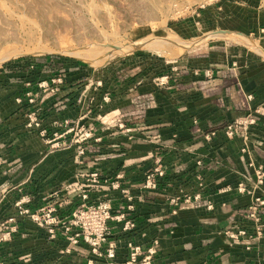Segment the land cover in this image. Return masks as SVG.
Segmentation results:
<instances>
[{"label":"crops","instance_id":"obj_1","mask_svg":"<svg viewBox=\"0 0 264 264\" xmlns=\"http://www.w3.org/2000/svg\"><path fill=\"white\" fill-rule=\"evenodd\" d=\"M248 1L238 0L233 6L222 1L215 15L209 8L211 16L206 19L218 18L227 33L263 37L257 41L264 46V35L259 33L264 27V0H250L255 1L252 6ZM254 45L257 49L249 51L228 45L217 48L211 41L195 44L183 58L189 70H179L166 82L136 81L110 104L124 117L126 130L112 129L115 137L97 143L88 160L111 179L123 171L122 185H129L137 196L135 216L143 236L135 238L144 243L157 237L160 242L153 264H264V225L260 238H240L234 243L226 236L229 229L251 228L253 222L247 216L250 197L225 187L253 173L250 157L264 164V49ZM205 68L213 71L211 78L194 74L195 69ZM9 71L2 72L0 79L19 77L16 68ZM15 92V88L0 89V236L2 223L15 214L16 201L31 195L35 209L74 179V173L68 172L75 166L74 159L50 153L36 129L23 127L21 116L17 118L22 105L15 100ZM253 111L259 113L246 144L249 152L241 153L242 140L225 138L221 130ZM211 131L217 133L208 140L206 133ZM158 164L166 167L158 190L142 191L140 183ZM198 174L204 183L201 197L189 203L181 197L178 206L170 204L169 199L181 191L187 195L197 189ZM118 193L112 192L119 198ZM100 196L93 192L91 198ZM113 204L118 207L119 200ZM260 211L264 214V207ZM16 219L18 231L0 243V259L13 262L16 256L31 253L30 264L47 261L54 249L34 250L48 245V238L29 217L17 215ZM114 225L116 235H121L120 226Z\"/></svg>","mask_w":264,"mask_h":264},{"label":"rangeland","instance_id":"obj_2","mask_svg":"<svg viewBox=\"0 0 264 264\" xmlns=\"http://www.w3.org/2000/svg\"><path fill=\"white\" fill-rule=\"evenodd\" d=\"M222 1L231 6L238 2L0 0V75L16 68L19 76L1 78L0 89H16L15 100L22 105L17 118L21 116L23 127L36 129L50 153L71 156L75 166L68 172L81 179V172L95 171L88 159L96 144L115 137L112 129L116 126L126 130L124 117L110 104L136 81L161 78L160 72L170 79L179 70H189L183 58L198 43L211 41L217 48L228 45L249 51L257 49L256 43L264 49L257 41L263 37L227 33L218 18L206 19L211 16L209 8L215 15ZM113 49L127 52L113 54ZM48 56L58 58L48 60ZM29 92L35 102H30ZM9 93L10 98L13 94ZM62 94L67 99L59 103ZM33 112L37 120L30 126ZM84 136H88L84 141L88 157L78 163L77 141Z\"/></svg>","mask_w":264,"mask_h":264},{"label":"built area","instance_id":"obj_3","mask_svg":"<svg viewBox=\"0 0 264 264\" xmlns=\"http://www.w3.org/2000/svg\"><path fill=\"white\" fill-rule=\"evenodd\" d=\"M259 33L264 34V27L259 29ZM252 35L253 33L249 37ZM194 74L211 78L213 71L210 68L195 69ZM156 79L159 82H166L168 76L162 75L161 78ZM52 80L55 82L54 79ZM58 80L61 81V79ZM28 95L31 96L30 102H35L32 93L29 92ZM258 113V111L250 112L246 116L235 119L221 130L225 138L239 137L242 140L244 145L240 149L241 153L249 152L246 144L250 139L251 129L257 123ZM30 116L32 120L29 125L32 126L37 117L35 112ZM216 133V131L208 132L206 138L209 140ZM90 134L91 132L88 135ZM84 137L81 141H77L79 143L76 148L78 163L88 157L84 142L88 136ZM49 142L51 141L48 140ZM248 166L253 168L251 175H243L241 179L225 187V190L250 197L247 216L252 220L253 225L247 229L239 227L229 229L226 236L234 243H238L240 238L263 236L264 214L260 209L264 207V164L255 163L250 157ZM94 170V172H81L79 174L81 179H73L75 181L55 191V194L49 195L45 198V204L35 209L32 208L35 200L31 195H26L15 202L17 215L29 217L37 225L39 233L49 240L48 245H41L34 251L54 249L53 253L47 257V261L45 259L36 264H153L160 242L157 237L144 243L135 238L134 235L137 234L143 236L140 232V223L135 216L137 196L131 192L129 185H122L125 178L123 171H118L115 178L111 179L103 176L98 170ZM165 173V166L156 165L140 183V189L142 191L158 190V180L164 178ZM197 176L200 180L197 189L187 195L181 191L169 199L170 204L178 206L181 197L184 203L201 197L204 183L200 179V174ZM113 191H119V198L112 194ZM93 192L102 193V196L92 199ZM109 192H111L110 195ZM115 199L119 200L118 207L113 204ZM17 215L10 216L6 222L2 223L0 243L11 240L13 234L17 233L18 228L15 225ZM114 224L120 226L121 235H116ZM80 248H83L84 252H81ZM122 249H125V253L120 252ZM32 258L31 253L23 254L16 256L13 262L0 259V264H28Z\"/></svg>","mask_w":264,"mask_h":264},{"label":"trees","instance_id":"obj_4","mask_svg":"<svg viewBox=\"0 0 264 264\" xmlns=\"http://www.w3.org/2000/svg\"><path fill=\"white\" fill-rule=\"evenodd\" d=\"M54 58H58V56H48L46 59L49 60V59H54ZM48 60H47V61H48ZM44 63H45V62H44ZM42 64H43V63H42ZM42 64H37V66L39 67V66L42 65ZM35 65H36V64H35ZM41 69H42V68H41ZM44 69H45V67H44ZM162 73H163V72H160L161 75H163ZM161 75H160V76H161ZM71 83H75V82H71ZM71 85H72V84H71ZM66 98H67V96H64V97L60 98V101H62V100L64 101V99H66ZM65 102H66V101H65ZM56 103H57V101L55 102L54 105H56ZM55 107H57V105H56ZM58 108H60V107H58ZM113 151L115 152V150H112V151H110V152H113ZM122 151H124V150H122ZM110 152H106V153H110Z\"/></svg>","mask_w":264,"mask_h":264},{"label":"bare ground","instance_id":"obj_5","mask_svg":"<svg viewBox=\"0 0 264 264\" xmlns=\"http://www.w3.org/2000/svg\"><path fill=\"white\" fill-rule=\"evenodd\" d=\"M151 44H153V43H151ZM150 47V46H149ZM114 50V49H113ZM125 52H127V50H123V52L122 51H118V49L116 50H114L113 51V54H122V53H125Z\"/></svg>","mask_w":264,"mask_h":264}]
</instances>
